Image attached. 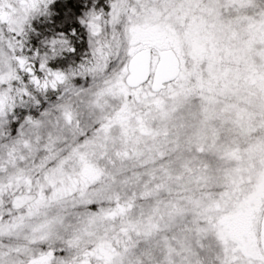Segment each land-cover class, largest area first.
<instances>
[{"label":"snow or ice","instance_id":"obj_1","mask_svg":"<svg viewBox=\"0 0 264 264\" xmlns=\"http://www.w3.org/2000/svg\"><path fill=\"white\" fill-rule=\"evenodd\" d=\"M109 6L86 88L37 54L0 95V264H264V0Z\"/></svg>","mask_w":264,"mask_h":264},{"label":"clouds","instance_id":"obj_2","mask_svg":"<svg viewBox=\"0 0 264 264\" xmlns=\"http://www.w3.org/2000/svg\"><path fill=\"white\" fill-rule=\"evenodd\" d=\"M43 10L32 14V19L20 20L21 6L19 0H8L5 10L12 13L16 24L0 27V95L11 103H16V94L27 89L23 75L34 67L37 54L48 59H61L66 62L62 71L65 80L61 86L86 88L80 75L81 66L91 64L97 57L99 49L113 42V36L119 35L116 24L112 21L111 0H37ZM126 14H122L118 23L121 30L126 25ZM95 24L93 32L90 25ZM182 28V25L179 26ZM115 46V45H114ZM35 50V51H33ZM32 53L31 56L28 54ZM115 59V57H113ZM23 60V63L20 61ZM47 79V76H45ZM15 81V83H13ZM6 85V87H4ZM15 89L16 94L13 93ZM37 92L29 93L32 107L38 108ZM11 94V95H10ZM43 96L47 102L48 97ZM26 106L28 101L20 98ZM31 113H28L30 116ZM15 118V117H14ZM27 119V116H26Z\"/></svg>","mask_w":264,"mask_h":264}]
</instances>
